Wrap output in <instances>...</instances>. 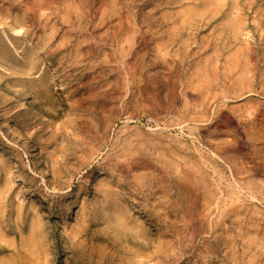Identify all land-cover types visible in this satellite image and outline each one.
<instances>
[{
    "label": "rangeland",
    "instance_id": "rangeland-1",
    "mask_svg": "<svg viewBox=\"0 0 264 264\" xmlns=\"http://www.w3.org/2000/svg\"><path fill=\"white\" fill-rule=\"evenodd\" d=\"M2 82L0 264H264V0H0Z\"/></svg>",
    "mask_w": 264,
    "mask_h": 264
},
{
    "label": "bare ground",
    "instance_id": "bare-ground-1",
    "mask_svg": "<svg viewBox=\"0 0 264 264\" xmlns=\"http://www.w3.org/2000/svg\"><path fill=\"white\" fill-rule=\"evenodd\" d=\"M0 91L4 93V97L9 101H20L26 103L29 109H39L41 114H50L52 112L51 107L45 101H37L27 91H19L12 83L2 82L0 83ZM5 100V99H4ZM48 118V117H47ZM34 158L33 154H29Z\"/></svg>",
    "mask_w": 264,
    "mask_h": 264
}]
</instances>
